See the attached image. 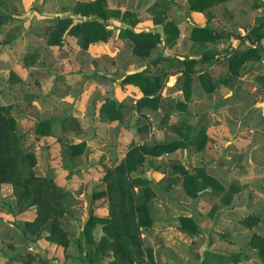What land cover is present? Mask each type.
I'll return each mask as SVG.
<instances>
[{
	"label": "rangeland",
	"instance_id": "1",
	"mask_svg": "<svg viewBox=\"0 0 264 264\" xmlns=\"http://www.w3.org/2000/svg\"><path fill=\"white\" fill-rule=\"evenodd\" d=\"M0 1V13L7 17L0 23V106H11L22 147L36 155V174L61 185L73 210L67 226L70 244L56 245L45 238V233L34 236L24 232L25 223L35 217V208L19 212L11 186L3 185L0 264H64L71 257L78 259L79 264H89L87 252L93 246L85 243L82 227L91 214L107 211L106 198L93 196L105 187L104 165L112 166L121 160L132 144L152 146L178 139L179 133L168 124L182 119V114L165 103L173 107L179 101L186 104L187 121L194 127L201 114L207 113L209 140L199 151L188 144L159 157L145 156L141 170L153 180L155 196L150 208L154 219L165 224L167 219L176 220L187 214L200 230L188 240L175 232L157 234L148 227L152 232L148 242L141 234L143 245L152 249L154 264H218L214 254L233 253H239L241 260L226 264H263L249 240L253 234L264 236V85L255 81L256 77L264 76V51H260L261 60L245 64L231 88L221 86L206 93L197 79L205 68L199 64L195 66L190 100L177 81L182 72L179 62L198 58L189 36L191 24L208 25L223 34L246 35L264 17V0H227L196 14L189 10L186 0L173 1L168 20L176 24L179 36L173 45L161 41L146 58L132 54L130 40L119 36L120 29L128 25L116 18L106 21L113 30L106 42L82 49L74 36L65 34L61 45L47 44L48 19L70 17L74 22L85 19L69 10L77 0ZM151 2L106 0L108 8L134 12L144 26L142 31H158L163 36L160 26L149 23L146 7ZM137 28L138 25L132 29ZM239 40L227 37L219 40L216 43L219 55L223 56L226 48L243 46L239 45L243 40ZM157 56L167 59L160 63L170 75L161 90L160 105L157 109H138L136 101L142 93L132 84H123L122 79L142 70ZM211 70L216 75H225L220 64L212 65ZM26 94L34 99L27 102ZM106 99L117 104L118 120L101 119L100 108ZM65 116L77 121L82 128L80 134L63 132L54 122L50 135L33 137L35 122ZM139 125H145L146 131L139 130ZM80 142H84L82 153L71 156L68 147ZM170 160L182 163L190 171L204 166L225 189L231 183L246 184L247 188L230 193L227 203L222 199L228 193L225 191L216 194L204 190L195 198L189 197L181 182L166 188L167 174L150 169L151 165L166 169ZM252 214L259 221L252 227L245 226L243 218ZM100 261L104 264L105 259Z\"/></svg>",
	"mask_w": 264,
	"mask_h": 264
},
{
	"label": "trees",
	"instance_id": "2",
	"mask_svg": "<svg viewBox=\"0 0 264 264\" xmlns=\"http://www.w3.org/2000/svg\"><path fill=\"white\" fill-rule=\"evenodd\" d=\"M227 0H187L190 11L205 12L211 7L217 6ZM1 2V1H0ZM170 0H154L146 7V12L151 17L153 24L161 25L163 36L158 31H134L132 28L139 25L136 14L128 9L121 11L118 8H108L106 0H77L69 9L73 14L83 17L78 21L72 18H51L47 26V44L61 45L65 34L76 38L82 49L96 42H106L113 34L108 27L107 20L119 19L127 24L121 28L119 36L130 40L129 46L132 54L139 58H146L158 43L173 45L179 36L176 24L168 20ZM68 10V9H67ZM208 14V12H206ZM6 16L0 13V23L6 20ZM190 39L193 41L194 56L198 58H184L181 64V75L178 85L182 89L186 99L190 100V86L194 80L197 64L205 68L199 72L197 79L206 93H211L221 86L231 88L233 81L238 78L240 71L248 62L261 60L260 51H264V17L253 24L246 35L220 33L208 25L192 26L189 29ZM227 37L229 40H243L232 49H225L220 56L216 48L219 40ZM239 40V41H240ZM167 59L157 56L149 61V64L140 71L127 74L123 84L136 86L142 95L136 101V107H150L157 109L161 100V90L165 79L169 76L161 61ZM220 64L225 68V75H216L211 66ZM255 81L264 85V76H258ZM27 102L34 99L33 95L26 94ZM168 108L177 109L182 114V119L169 123L168 126L179 133L178 139L157 143L148 146L145 143L132 144L125 156L116 161L112 166L104 165L103 190L94 193L95 198L105 197L107 201V214L98 217L91 214L82 227V234L87 245H92V250L87 252V262L95 264L105 259L104 264H154L153 252L143 245L142 230L152 227L155 219L150 208L151 199L155 196L152 187V178L142 173L145 156L159 157L171 153L177 149L185 148L193 144L199 151L205 147L209 140L207 128L210 125L207 113L203 112L197 121L196 127L188 123L186 104L177 102ZM100 108V117L103 120L113 121L120 118L117 104L106 99ZM10 105L0 106V190L3 185L9 184L12 188V196L15 198L19 212L30 207L35 208V217L26 222L24 232L34 236H41L56 245L67 247L71 237L68 231V218L73 216L71 203L64 188L54 180L36 174L34 168L37 164L36 155L32 150L22 147L21 136L17 132L16 122L11 115ZM57 122L63 132H82V128L71 116L57 119H44L35 122L32 135L38 139L50 135L52 123ZM196 128V130H195ZM139 130L146 131L145 125H139ZM185 130V132H183ZM84 142L72 144L68 147L71 156L82 153ZM151 170H162L167 174L166 188L172 187L177 182L185 194L195 198L201 191L210 190L213 193H224L223 201L228 202L230 193H237L247 188L246 184L231 183L227 189L223 188L216 178L208 173L204 166L194 167L188 170L182 163L170 160L166 169L160 165ZM243 224L254 226L259 217L255 214L243 218ZM100 225L102 235L95 241L94 228ZM174 226L179 231L194 236L199 233V226L192 216H180L176 220H166L163 227ZM222 236H225L222 233ZM249 243L256 248L259 260L264 264V236L253 234ZM218 264L236 263L241 260L239 253L229 255L214 254Z\"/></svg>",
	"mask_w": 264,
	"mask_h": 264
},
{
	"label": "crops",
	"instance_id": "3",
	"mask_svg": "<svg viewBox=\"0 0 264 264\" xmlns=\"http://www.w3.org/2000/svg\"><path fill=\"white\" fill-rule=\"evenodd\" d=\"M154 1V0H153ZM173 1H176V0H170V6H169V9L171 8V6H172V3H173ZM186 2H187V0H186ZM152 3V2H151ZM150 3V4H151ZM168 12H169V10H168ZM193 14H196L197 12H192ZM148 14V13H147ZM149 15V14H148ZM150 16V15H149ZM142 22H140L139 23V25H138V28L135 30V31H141L142 29L141 28H143L144 26L141 24ZM149 23L150 24H153L152 22H151V17H150V21H149ZM154 25V24H153ZM199 26V25H197V24H191V26ZM154 26H160L161 27V25H154ZM198 57V56H197ZM170 76V75H169ZM168 76V77H169ZM177 115V114H176ZM170 117L172 118L173 117V114H171L170 115ZM171 120V119H170ZM153 172H158V170H154ZM106 214H107V211L104 213V214H95L96 216H98V217H104V216H106ZM184 215H187V214H184ZM159 221L160 220H157L156 218H155V224H154V226H152V227H150V229H154L155 231H157V234H158V232H161L162 234H166V233H174V234H176L177 233V235L180 237L181 236V238L182 237H186L188 240H191V237L190 236H188L187 234H185V233H183V232H181V231H179V230H177V229H175V228H173L172 226H168V227H163L164 226V224H159ZM156 224H159V225H156ZM149 228H147V230H145L144 232L142 231V237L144 238V240L146 239V241L148 242V237H149V234L152 232V230H150ZM93 237H94V239L97 241L99 238H100V236L102 235V231H101V228H100V225H97L95 228H94V230H93ZM144 233H145V235H144ZM145 236V237H144ZM66 263V262H65ZM64 263V264H65ZM66 264H79V260L78 259H76L75 257H71L70 259H69V261L66 263ZM80 264H84L83 262H80ZM97 264H103V261H100V262H98Z\"/></svg>",
	"mask_w": 264,
	"mask_h": 264
}]
</instances>
